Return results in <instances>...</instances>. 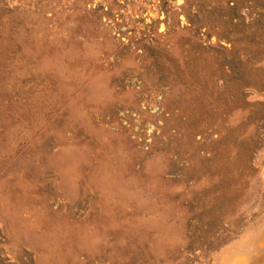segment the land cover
I'll return each instance as SVG.
<instances>
[{"label": "rangeland", "instance_id": "374dc122", "mask_svg": "<svg viewBox=\"0 0 264 264\" xmlns=\"http://www.w3.org/2000/svg\"><path fill=\"white\" fill-rule=\"evenodd\" d=\"M263 216L264 0H0V264H264Z\"/></svg>", "mask_w": 264, "mask_h": 264}, {"label": "bare ground", "instance_id": "6f19581e", "mask_svg": "<svg viewBox=\"0 0 264 264\" xmlns=\"http://www.w3.org/2000/svg\"><path fill=\"white\" fill-rule=\"evenodd\" d=\"M264 217V216H263ZM263 225H264V222H263ZM263 225H262V228H263ZM259 228H261V226L259 227ZM259 228H258V230H259ZM261 228V229H262ZM261 231V230H260ZM260 231H258L259 232V234H260ZM248 233H250L249 232V230H248ZM257 235V234H256ZM255 235V236H256ZM245 236V235H244ZM246 236H248V235H246ZM243 239H245V240H240L238 243H236L233 247H231V248H229V249H227V250H225V251H223L222 253H221V257H220V259L216 262V263H214V264H240L239 262H243L244 260H245V258L247 257V256H245V255H242L241 254V250H245V248H247L248 247V242H247V244L245 243L246 242V239H247V237L246 238H243ZM254 240V239H253ZM245 241V242H244ZM254 243V242H253ZM253 246V245H252ZM246 250H248V248L246 249ZM253 250V249H252ZM251 251V250H250ZM263 251H264V249H263ZM257 256V255H256ZM251 258V257H250ZM258 259V258H257ZM216 261V260H215ZM264 262V261H263ZM250 263V262H249Z\"/></svg>", "mask_w": 264, "mask_h": 264}]
</instances>
